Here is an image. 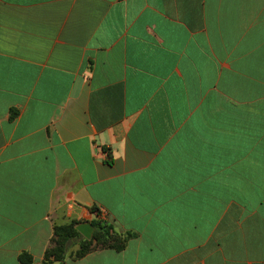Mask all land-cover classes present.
<instances>
[{"label":"crops","instance_id":"0c3cea01","mask_svg":"<svg viewBox=\"0 0 264 264\" xmlns=\"http://www.w3.org/2000/svg\"><path fill=\"white\" fill-rule=\"evenodd\" d=\"M94 220L63 264H264V0H0V264Z\"/></svg>","mask_w":264,"mask_h":264},{"label":"trees","instance_id":"16d2710c","mask_svg":"<svg viewBox=\"0 0 264 264\" xmlns=\"http://www.w3.org/2000/svg\"><path fill=\"white\" fill-rule=\"evenodd\" d=\"M18 112L11 108V119L15 118ZM78 222L72 221L69 224L56 225L54 229V237L51 240L49 248L46 250L44 260L39 264H53L59 262L63 264L69 253L70 247L74 243H79L78 250L75 251L74 257L81 258L91 251L98 248H111L117 251L123 250L131 233L120 235L112 231V227L101 220H94L95 232L93 237L85 239L76 229ZM18 264H35L33 256L28 252L19 255Z\"/></svg>","mask_w":264,"mask_h":264},{"label":"water","instance_id":"95a60500","mask_svg":"<svg viewBox=\"0 0 264 264\" xmlns=\"http://www.w3.org/2000/svg\"><path fill=\"white\" fill-rule=\"evenodd\" d=\"M76 229L82 234L86 239L90 240L93 237L95 226L92 222H82L76 226Z\"/></svg>","mask_w":264,"mask_h":264}]
</instances>
